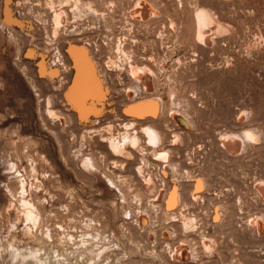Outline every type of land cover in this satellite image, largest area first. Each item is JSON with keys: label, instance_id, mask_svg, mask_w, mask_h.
<instances>
[{"label": "rangeland", "instance_id": "1", "mask_svg": "<svg viewBox=\"0 0 264 264\" xmlns=\"http://www.w3.org/2000/svg\"><path fill=\"white\" fill-rule=\"evenodd\" d=\"M49 1L67 13L55 36ZM80 1L96 12L64 0H0V264H18L17 250L22 264L34 263L30 251L42 264H264V226L258 232L250 224L254 216L264 221V199L255 191L264 182V0H154L164 22L147 24L129 17L134 0ZM199 8L229 26L211 47L194 42ZM70 43L87 48L106 87L102 100L87 103L88 117L65 96L76 72ZM120 45L130 63L157 76L154 91L134 86L127 61L115 53ZM39 63L54 74L40 75ZM151 99L155 117L126 112ZM47 105L65 122L49 119ZM144 125L160 133L159 143H146ZM108 126L115 140L134 131L138 145L111 153ZM245 131L257 139L226 152L220 136ZM160 151L166 161L155 156ZM16 178L25 183L23 198L43 213L39 230L23 223ZM172 187L179 200L169 211L163 199Z\"/></svg>", "mask_w": 264, "mask_h": 264}, {"label": "bare ground", "instance_id": "2", "mask_svg": "<svg viewBox=\"0 0 264 264\" xmlns=\"http://www.w3.org/2000/svg\"><path fill=\"white\" fill-rule=\"evenodd\" d=\"M64 2L65 3L66 2L71 3V7L73 6L74 8L79 7V5H82V7H83V5H84V6L88 7L90 9V11L92 10V12H96V10H94V9L91 8V5L89 6L87 4H82V2L80 0H64ZM53 4H54L53 1H49L48 3H46L44 5H45V7L50 12V20H51L52 29H53V34L52 35L55 36L57 34L58 29L67 22V13H66V10L63 9V7L61 6L62 4L59 7L56 6L57 8H55L53 6ZM179 4L181 6V3L180 2H179ZM210 12H209V10L207 11V9H204V8L196 9L195 12H194V20H195V22H194L195 23V26H194L195 28H194V34H193V36H194L193 37L194 38V42L197 43V44H199V45H201V46H203V47H211L214 44V42H215L214 41L215 40V37L221 36V35H225L229 31V26H227L226 24H223V23L219 22L216 19L215 15H212ZM164 13H165L164 9H162L159 4L157 5V3L154 0H134L133 3H132V5H131V7L128 10L129 17H131L132 19L137 20L139 22H142L144 24H147L150 21H155V22H157V21L161 22L162 21V22H164L163 21V18L165 17L164 16ZM167 19H168L167 20V23H168L169 27L173 31L177 32L178 30H177V24H176V22L172 18H167ZM0 25L2 27H5L4 24H2V22L0 23ZM22 26H24V24ZM22 26L19 25V28L21 29L22 32H26V30H24V28ZM146 26H148V25H146ZM205 29H209V32H205ZM48 43H49V41H48ZM115 49H116V52L115 53H117L118 56H120L121 58H124L127 61V65H128L127 72H128V75L130 76V78L132 79V81L134 83V86L136 87L137 84H139L144 90H147L149 88H152L154 86L153 85V81L156 79L157 76L155 77L153 75L154 73H152L153 71L151 70V68L148 65H143V66L141 65L142 66L141 67L139 65L130 63L128 61L129 59H131L130 56L128 55L129 52L126 51V49L123 47V45H120V46L116 47ZM66 53L68 54V56L70 57V59L73 60L74 67H75L76 72L74 74V79H73L72 87H71L70 90L68 89L66 91L65 96L68 98L70 104H72L74 106V109L76 111L80 112L81 114H83L85 111H88L89 108H90L89 106H87V103L88 102L97 101L98 98H99L98 100H100L102 98V96H104V94H105V88L106 87L103 88V86H104V85H102L103 84V81L101 80L100 75H99V71L97 70L96 62L92 59V57L89 54V51L87 50V48L82 47V46H78V45L73 44V43H70L67 46ZM130 55H131V53H130ZM77 56H79V57H77ZM42 63H43V61H42ZM109 63L112 66V64L114 65L115 62L110 59ZM38 67H39L38 68L39 69L38 71H39V74L40 75L43 74V75L50 76L51 74H54V73H52L51 71H49L46 68L47 66L44 67V66H42L39 63V66ZM91 71H92L93 74L91 73ZM94 73H95V75H94ZM57 74H58V72H57ZM57 74H55V75H57ZM151 75L154 76V78H155L154 80L151 79ZM93 77H96V78H93ZM49 79H51V78H49ZM93 79L96 80L97 88L93 86L94 84L92 85L93 82L95 83V80H93ZM97 80H98L99 83L97 82ZM86 82H89V83H87V85H86ZM96 83H95V85H96ZM98 84L101 85V87L103 88V90H101V88L98 87L99 86ZM155 85H156V83H155ZM98 88H100V89H98ZM131 88L132 87L128 88L125 91V93H126V95H127V97L129 99L131 98V95L132 94L134 95V93H135L134 90H133L132 94H130L131 91H132V90L130 91ZM153 88H155V86ZM153 88H152V91H154ZM137 89H138V86H137ZM106 91H108V89ZM103 99H104V97H103ZM144 101L142 103H138L137 105L133 104L134 103L133 102L132 103L133 105H130L129 107L126 108V112L129 113V114L135 115V118H139V119H142L143 117L146 118L147 116H150L152 118L155 117L156 116V114H155L156 112L155 113L153 112V111H156L155 110L156 108L153 110V107L155 106V103L152 101V99H151V101L154 104H152V103L151 104L150 103H146ZM146 101L149 102L148 100H146ZM154 101H155V99H154ZM152 105H154V106L152 107ZM91 111H92V109H91ZM45 112H47V115L49 116V119H57L60 123H62V120H64L62 118L63 117L62 115L59 116L53 109H50V107H48V105H47V110H45ZM83 115L84 116L87 115V117H88L89 113L88 114H83ZM79 116L81 118V115H79ZM182 116H183V114H182ZM157 118H159V116ZM173 118L176 121L175 123H177V125L180 126V128L185 125L183 123V121L181 120L180 117L173 116ZM182 118H184V117H182ZM85 119H86V117H85ZM64 122H65V120H64ZM129 123L130 122H128V124ZM133 124H134V122H131L129 125L130 126L131 125L133 126ZM129 125H128V127H129ZM109 128L110 127L108 126L105 129L106 132H108V133H109ZM139 130H140L139 133L145 138L146 143H148L149 145L154 146V145H156L157 143H159L161 141V135H160V133L154 127H152L150 125H144ZM139 137L140 136H138V134L133 131L132 134H129V133H126L125 132L124 134H122L121 136H119V139L118 140H115L114 138H112V136L109 133V136L108 137H105V139H106V143H107L108 149L110 150L111 153H122V155H123V153H124L123 152L124 151V146H126V144H127V145H129L131 147H135L136 145H138ZM220 137H219L220 138L219 139V142L221 143L222 147L226 150V152H230V153L239 152L240 149H242V147L245 148L246 144H248L247 141H252V140H256L257 139L256 138V134H254L252 131L251 132L250 131H245L240 136H234V135H223L222 136L221 135ZM172 139H174V142L175 143L178 142V136L177 135H174V138H172ZM139 146H138V148H139ZM140 149H141V147L139 148V150ZM135 150H137V149H135ZM129 156H130V154H129ZM155 156H157L160 159L165 160V161L168 158V154L165 151L157 152V153H155ZM6 162H8V161L6 160ZM4 163L5 162H3V164ZM0 165H2V164H0ZM83 165L85 167H89V168L90 167H93V163L91 161L87 160V159L86 160H83ZM10 166L7 165V168L10 167L7 170H13L12 169L13 168V165H10ZM31 167H29L30 170L32 169ZM22 169H24V167ZM33 170H34V173H35V169H33ZM138 170H140V169H138ZM4 172H7V171H4ZM15 173L17 174V172H15ZM138 173H140V172L138 171ZM161 175H165V174L162 172ZM148 177H150V176H148ZM18 178H20V177H18ZM18 178H16V180L18 181L17 188L14 190V188L12 189L13 186L12 187L10 186V189L7 188L6 190H9V191L11 189L14 190L13 191V196L16 195L15 193L18 194V196L16 195L17 196V199H16L17 202L16 203H17V205L20 206L19 208H21L18 211H20L21 213L20 212L19 213L22 214V216H23V219H24L23 223H25V222L26 223H29L34 228L37 225H39V223L41 222L42 214L43 213H42V211L39 210V208L35 207V204H33L30 201L25 200L23 198V194H24V190H23V187L24 186L23 185L25 183L22 184V181H21L22 178L19 179V180H18ZM31 178H33V177H31ZM200 181L201 180H198L196 182V184L194 185V191H196V192H198L201 189V184L203 182L200 183ZM7 183H10V182H7ZM34 186H35V184H34ZM35 187L37 188V186H35ZM255 187H256L255 188L256 193L264 199V182H262V181L257 182V184H256ZM38 188H40V187H38ZM28 189H29V187H28ZM144 189L145 190H149L150 189V185L147 184L146 186H144ZM12 190L10 191V193L12 192ZM196 192H195V194H196ZM158 194H160V195L161 194H164L163 193V190H162V192H159ZM166 194H167V196H166L165 200L163 199V201L165 202L166 208L170 211L171 208H174L173 207L174 205H178V204H176L178 202V200H179V196H178V192H177V187L176 188L175 187L170 188ZM12 198H14V197H12ZM34 200H36V198H34ZM36 202H38V201H36ZM12 203H13V201H12ZM39 203H41V202H39ZM36 206H37V204H36ZM10 207H12V204L10 205ZM6 209H7V207H6ZM16 211H17V209H16ZM165 211H166V209H165ZM45 215H46V213H45ZM43 218H44V215H43ZM250 219H251L250 220V224L253 225L258 232H261L262 231V228L264 226L263 219H261V218H259L257 216L251 217ZM42 225L45 226L46 224L43 223ZM39 227H38V230H39ZM46 229H47V227H46ZM100 237H102V236H100ZM48 238H49V236H48ZM204 239L205 238H203V240ZM208 240H204L203 241V246H204V248L211 249V243H210L211 240L210 241H208ZM36 241H37V239H36ZM38 241H40V240H38ZM212 244H214V243L212 242ZM16 252H14V254L12 255V259L14 260L16 257H19V260H17L18 261V264H22L21 260L24 259V256L25 255L22 256V255H19V253H16ZM177 255L179 257H181V258H184L185 257L184 251H182V250H180L177 253ZM27 257H29V258H31V259L34 260V263L33 264H42L43 263V260L37 258L35 256V252H33V251H30L27 254Z\"/></svg>", "mask_w": 264, "mask_h": 264}]
</instances>
